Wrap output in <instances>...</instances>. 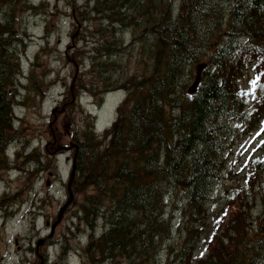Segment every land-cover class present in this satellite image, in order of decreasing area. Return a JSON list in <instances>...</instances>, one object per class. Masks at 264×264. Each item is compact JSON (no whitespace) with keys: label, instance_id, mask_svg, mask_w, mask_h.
<instances>
[{"label":"trees","instance_id":"obj_1","mask_svg":"<svg viewBox=\"0 0 264 264\" xmlns=\"http://www.w3.org/2000/svg\"><path fill=\"white\" fill-rule=\"evenodd\" d=\"M20 6L40 13L48 2L0 0V171L11 165L8 147L19 133L14 88L24 67L12 34ZM72 19L81 25L84 44L73 51L84 72L69 90L99 102L126 92L102 134L89 113L73 138L76 205L67 234L88 235L72 248L84 264H158L174 232L169 199L181 190L179 246L189 255L228 169L230 141L256 114L237 76L251 63L264 71V0H85ZM130 51L141 71L125 75ZM258 165L264 169V158ZM8 202L1 193L0 209ZM247 216L242 208L212 233L217 244L201 264H264V210L255 225Z\"/></svg>","mask_w":264,"mask_h":264},{"label":"rangeland","instance_id":"obj_2","mask_svg":"<svg viewBox=\"0 0 264 264\" xmlns=\"http://www.w3.org/2000/svg\"><path fill=\"white\" fill-rule=\"evenodd\" d=\"M35 1L48 2L47 11L37 13L35 9L18 7L16 31L12 34L13 40L18 39L14 42H18L24 75L14 88L15 126L19 133L9 143L12 163L0 171V194L6 193L9 199L0 209V264H84L81 254L66 255L72 247L81 248L88 235L85 228L67 234L76 205L73 188L70 187L72 197L65 190L72 171L73 138L79 135L89 113L94 114L100 128L110 124L126 92L110 91L99 102L89 93L70 91L69 87L72 89L75 79L84 72L73 51L84 44L81 25L72 18L85 0ZM131 33L127 31L128 38ZM136 56L131 51L123 56L125 75L133 68L141 71ZM202 66L195 65L198 72ZM237 81L256 114L238 125L240 129L230 141L225 153L228 169L221 184L214 188L216 198L207 205L199 240L189 255L182 256L179 246L183 193L177 190L171 195L167 213L173 219L174 232L160 250L158 264H201L209 254V243L217 244L214 237L211 239L212 233L226 226L242 208L248 213L247 226L257 224L263 214L264 169L258 162L264 158V71L251 63L239 73ZM56 167L64 172L65 183L60 182V173L55 174ZM64 206L68 207L62 211ZM64 243L65 256H59Z\"/></svg>","mask_w":264,"mask_h":264},{"label":"flooded vegetation","instance_id":"obj_3","mask_svg":"<svg viewBox=\"0 0 264 264\" xmlns=\"http://www.w3.org/2000/svg\"><path fill=\"white\" fill-rule=\"evenodd\" d=\"M69 149L71 150V148H69ZM55 171H56L55 174H59V173L61 174V181H60V182H61V183H65L66 181H65V174H64V172H63L59 167H56ZM66 176H67V175H66ZM70 178H71V177H70ZM69 181H70V179H69ZM57 183H59V182H56V184H57ZM64 187H65V186H64ZM65 190L69 191L68 184H67V186L65 187ZM67 204H68V201H67ZM67 207H68V206H66L65 208L63 207L64 210L67 209Z\"/></svg>","mask_w":264,"mask_h":264},{"label":"water","instance_id":"obj_4","mask_svg":"<svg viewBox=\"0 0 264 264\" xmlns=\"http://www.w3.org/2000/svg\"><path fill=\"white\" fill-rule=\"evenodd\" d=\"M198 79H199V78H197L196 82L198 81ZM196 82L193 84V86H192V88H191L192 90H194V87H195V85H196ZM59 219H60V217L58 218V220H59Z\"/></svg>","mask_w":264,"mask_h":264}]
</instances>
